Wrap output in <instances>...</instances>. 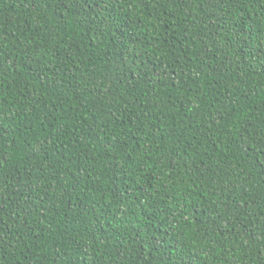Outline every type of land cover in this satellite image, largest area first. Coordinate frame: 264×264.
<instances>
[{"label":"trees","instance_id":"trees-1","mask_svg":"<svg viewBox=\"0 0 264 264\" xmlns=\"http://www.w3.org/2000/svg\"><path fill=\"white\" fill-rule=\"evenodd\" d=\"M0 264H264V0H0Z\"/></svg>","mask_w":264,"mask_h":264}]
</instances>
